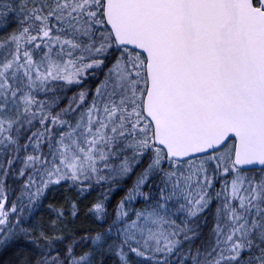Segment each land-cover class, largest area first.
I'll use <instances>...</instances> for the list:
<instances>
[{
  "label": "snow or ice",
  "instance_id": "1",
  "mask_svg": "<svg viewBox=\"0 0 264 264\" xmlns=\"http://www.w3.org/2000/svg\"><path fill=\"white\" fill-rule=\"evenodd\" d=\"M0 264H264V0H0Z\"/></svg>",
  "mask_w": 264,
  "mask_h": 264
}]
</instances>
